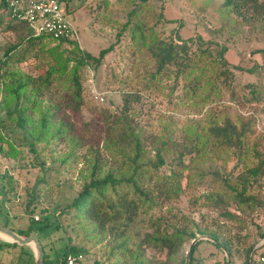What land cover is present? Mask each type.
<instances>
[{
	"label": "trees",
	"instance_id": "obj_1",
	"mask_svg": "<svg viewBox=\"0 0 264 264\" xmlns=\"http://www.w3.org/2000/svg\"><path fill=\"white\" fill-rule=\"evenodd\" d=\"M149 1L142 0V3ZM221 1V25L217 34H229L247 43L250 39L261 42L250 56L252 59L259 55L261 61L254 59L255 62L249 60L244 64V57L237 65H231L227 59L228 44L215 43L219 47L215 51L201 37L198 41L183 40L180 34L177 38H164L153 27L137 21L142 14L137 8L129 13L123 29H129L134 46L139 51H147L156 64L151 82H172L170 97L173 99L168 103L171 111L190 103L208 108L205 122L190 121L181 137L168 131L148 135L140 122V114L134 109L141 103L138 94L126 93L124 106L117 114L100 108L94 109L90 121L79 120L86 105L82 69L90 62L100 65L112 47L102 50L97 58L82 51L77 40H56L48 35L36 37L27 24L11 18L5 0L0 1V28L8 18L17 23L16 31L23 28L27 31L17 45L9 47L0 57L1 105L8 120L33 135L30 146L34 153L39 144L64 145L68 148L67 156L62 159L64 165L78 159L84 162L86 175L82 191L71 206L75 211L72 222L85 231L87 239L102 235L119 239L110 224L150 217L148 231L137 250H132L130 239L122 240L111 250V257L122 260L121 264H152L146 259L145 248L165 252L171 261L197 234L210 237L209 241L223 254L224 264H227L225 251L231 260L237 259L230 242H221L209 227H201L186 214L173 212L172 205L193 189L207 188L199 198L192 196L193 207L202 205L211 211H222L224 221L244 224V219L230 210L234 206L239 213L259 217L264 223V133L259 130L256 117L260 112L257 109L264 105V28L260 29L264 23V0ZM247 28L251 33L245 36L243 29ZM214 34L216 38V31ZM47 42L57 46L47 50L50 60L45 74L34 77L14 68L31 54L43 56L39 48ZM238 73L255 76L256 81L239 86L236 84ZM60 81L65 86V96L49 97ZM213 105L216 109L211 111ZM234 107L253 109V113L245 115L239 110L233 114ZM36 123H39L37 129ZM83 150L86 152L81 154ZM151 152L155 153L154 157L150 156ZM233 161V168L227 171ZM208 163L220 167L205 173L203 165ZM165 168L170 169V174H165ZM31 197L29 208L40 198L37 194ZM37 225L33 220L26 230L18 233L30 236L40 230ZM260 236L264 240V232ZM202 242L195 245L190 264L195 263L194 254ZM253 247L246 250L244 264L248 263ZM83 251L70 244L68 255H82ZM255 255L256 251L252 261ZM48 257L45 254V264Z\"/></svg>",
	"mask_w": 264,
	"mask_h": 264
},
{
	"label": "rangeland",
	"instance_id": "obj_2",
	"mask_svg": "<svg viewBox=\"0 0 264 264\" xmlns=\"http://www.w3.org/2000/svg\"><path fill=\"white\" fill-rule=\"evenodd\" d=\"M62 2L64 13L77 32L79 47L82 51L98 58L102 50L111 47L113 49L100 65L90 62L82 69L86 105L78 118L84 122L91 120L94 109L107 108L113 114L120 112L124 106L126 93L138 94L141 97V103L135 105L134 109L137 114H140V122L148 135L168 131L181 137L185 135V129L190 121L205 122L209 116L208 108L195 107L192 103L179 110L171 111L168 103L170 99H173L170 97L172 82L159 83L157 80L151 82L152 74L157 69L156 64L151 61L147 51H139L134 46L129 29L123 31L125 24L129 21V13L135 8L142 10L137 21L153 27L164 38H177V34H180L183 40L193 38L198 41L201 37L207 42V47L215 51L219 48L215 43L219 46L228 44L230 51L227 59L231 65H237L244 57H246L244 64H247L249 60L261 61L259 55L252 59L250 57L252 50L262 44L258 40L256 43L254 39H250L251 42L247 43L239 37L217 34L221 25L219 8L221 0H213L211 3L208 0H150L147 3H142V0H63ZM207 3L209 4L206 5ZM16 26L17 23L5 18L0 28V57L9 47L17 45L20 37L26 36V28H23V31H16ZM263 28L264 23L260 26V29ZM243 30L245 36L251 33L248 28ZM215 31L216 38H214ZM55 46L57 43L47 42L45 47L39 48L43 56L36 57V53L31 54L14 68L34 77L45 74L50 60L47 50ZM254 81H256L255 76L238 73L236 77V84L239 86ZM64 90L65 86L60 81L59 87L56 86L49 97L61 99L65 96ZM95 94H100L104 102L97 100ZM2 98L0 95L2 137L0 139L2 147L0 151V224L20 235L18 232L26 230L34 220L40 227L39 231L34 232L40 233L41 244L45 246L47 241H50L54 245L51 256L54 264H64L70 244L84 249L82 254L85 260L79 264H96V260L102 264H121L122 260L111 257V250L124 239H130L132 250H137L148 231L150 217L140 216L131 222L119 220L110 224L109 226L114 227L113 234L120 236L119 239L113 236L109 238L106 235L93 239L85 238V231L79 229L78 225L71 220L75 212L71 206L82 191L84 174L86 175L84 162L78 159L75 163L64 165L62 159L68 154V148L64 145L51 147L46 143L39 144L36 145L37 152L34 153L30 146L33 135L28 132V128V131L23 130L17 127L16 122L7 119V114L1 105ZM215 109L216 106L213 105L210 110ZM239 110L245 115L253 113V109L240 107H234L231 111L235 114ZM257 110H260L256 114L258 127L264 133V105ZM37 127L39 123H36V129ZM149 148L152 149L151 146ZM85 152L83 150L81 154ZM150 156L154 157L155 153L151 152ZM233 166L234 161L228 164L226 170L230 171ZM219 167L210 163L203 165L205 173ZM165 171V174H170L169 168H165ZM183 186L186 189V182ZM206 192V186L196 191L191 190L189 194L183 195L172 205L173 212L186 214L195 219L201 227H209L219 236L221 242H230L234 256L237 257V259H230L231 264H244L246 250L252 245L255 247L262 240L260 232H264V223L257 219L259 217L239 213L234 206L230 210L242 217L244 224L224 221L221 218L222 211H211L203 208L202 205L197 207L190 205L192 196L199 198ZM32 194H37L40 198L34 206L29 208ZM66 210L69 213H66ZM36 217L40 220L37 221ZM214 222L217 224L212 226ZM173 223L169 221V224ZM86 232L89 233V230ZM203 236L197 234V238ZM201 241L203 242L194 254V264L225 263L223 254L219 253L214 243L209 240ZM191 243L192 241L187 242L181 253L171 261L162 251L145 248L143 252L152 264L163 262L186 264ZM262 252H264V245L256 249L254 261ZM227 255L225 251L226 262ZM0 264H36V253L32 245L20 246L0 235Z\"/></svg>",
	"mask_w": 264,
	"mask_h": 264
},
{
	"label": "built area",
	"instance_id": "obj_3",
	"mask_svg": "<svg viewBox=\"0 0 264 264\" xmlns=\"http://www.w3.org/2000/svg\"><path fill=\"white\" fill-rule=\"evenodd\" d=\"M5 2L11 13V18L27 24L32 29L34 36L48 35L56 40L78 41L77 32L68 21L61 0H5ZM95 98L104 102V98L100 94H95ZM36 220L39 221L40 218L36 217ZM263 245L264 240H260L257 248H261ZM82 259L83 255L81 254H69L66 264H77ZM251 264H264V252L257 255Z\"/></svg>",
	"mask_w": 264,
	"mask_h": 264
},
{
	"label": "water",
	"instance_id": "obj_4",
	"mask_svg": "<svg viewBox=\"0 0 264 264\" xmlns=\"http://www.w3.org/2000/svg\"><path fill=\"white\" fill-rule=\"evenodd\" d=\"M0 235H3L10 239V242L18 244L20 246H30L32 245L34 248V251L36 253V264H44V257H45V252L43 249V246L40 241L39 234L37 232H33L30 236L28 237H23L18 235L16 232L13 230L6 228L0 224ZM201 240H210L209 237L203 236L202 238H196L195 240L192 241L191 246L189 248V251L187 253V259H186V264L191 263V257L192 253L194 250L195 245L201 241ZM260 243V241L256 244V246L253 248L249 255L248 263H252V257L255 252V249L257 248V245ZM224 250V249H223ZM225 251V250H224ZM227 264H231L230 257L227 255Z\"/></svg>",
	"mask_w": 264,
	"mask_h": 264
},
{
	"label": "crops",
	"instance_id": "obj_5",
	"mask_svg": "<svg viewBox=\"0 0 264 264\" xmlns=\"http://www.w3.org/2000/svg\"><path fill=\"white\" fill-rule=\"evenodd\" d=\"M38 234H39L40 241H41V235H40V233H38ZM42 246H43V244H42ZM53 247H54V245L50 241H47L46 245L43 246L45 254H47V256H49L47 264H54V263H52V258H51L52 253H53V249H54ZM83 260H85V256L84 255H83V259L80 260L79 262L81 263V261H83ZM79 262L77 264H79ZM97 263H99V262L96 260V264ZM99 264H102V263H99Z\"/></svg>",
	"mask_w": 264,
	"mask_h": 264
},
{
	"label": "bare ground",
	"instance_id": "obj_6",
	"mask_svg": "<svg viewBox=\"0 0 264 264\" xmlns=\"http://www.w3.org/2000/svg\"><path fill=\"white\" fill-rule=\"evenodd\" d=\"M3 236V235H2ZM5 237V236H4ZM7 238V237H6ZM10 240V239H9Z\"/></svg>",
	"mask_w": 264,
	"mask_h": 264
}]
</instances>
